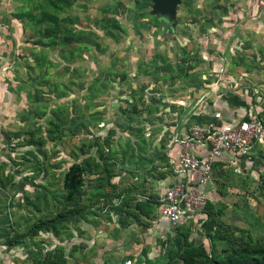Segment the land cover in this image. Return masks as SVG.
<instances>
[{
  "label": "rangeland",
  "instance_id": "obj_1",
  "mask_svg": "<svg viewBox=\"0 0 264 264\" xmlns=\"http://www.w3.org/2000/svg\"><path fill=\"white\" fill-rule=\"evenodd\" d=\"M18 2L33 28L0 127V264H264L240 253L264 248V137L213 168L209 200L180 235L156 202L181 178L169 150L211 69L199 26L264 28L245 10L260 1L181 0L171 27L155 26L153 0ZM254 34V53L227 68L264 123V29ZM73 164L82 183L69 199Z\"/></svg>",
  "mask_w": 264,
  "mask_h": 264
},
{
  "label": "crops",
  "instance_id": "obj_2",
  "mask_svg": "<svg viewBox=\"0 0 264 264\" xmlns=\"http://www.w3.org/2000/svg\"><path fill=\"white\" fill-rule=\"evenodd\" d=\"M259 1L258 6L254 3L251 9L247 6L248 9H245L246 13L264 15V0L263 2L262 0ZM179 3H181V0L174 3L172 14L161 13L159 11L154 12L152 6L151 11L153 15L160 19V22L155 24V26L171 27L173 25L172 18L176 11L175 6ZM19 5L18 0H0V127L6 123L4 120L10 114L12 115V110L14 109L12 103L14 91L8 80L16 73L11 68L20 59L19 55L24 51L25 45L28 42V30L29 28H33L27 20L21 18ZM220 6L222 7L219 10L220 13L224 11V14H228L229 10H232L228 8V4H220ZM235 10L238 11L237 9ZM241 11L239 10L237 13ZM260 26H264V23ZM35 29H38V26ZM199 29L204 40L201 41L204 49L201 51L203 55H199L198 58L201 59V62L207 59L206 61L211 64L209 66L211 69L200 73L199 77L207 81L203 82L204 87L198 88L202 98L197 103L196 108H192L188 112V122L211 121L217 119L215 117L219 113L221 114L219 118L222 119L220 121L224 122L246 121L250 119L254 116L252 112V96H250L252 95L251 91L248 88L236 90L237 88L234 87L232 79H235L238 74L235 71L229 70L227 64L236 59L244 61L247 53H254L252 48L258 43L254 39V33L257 30L261 32L264 28H255L251 24L238 28L236 25H230L229 23H208L199 26ZM221 68L222 70H220ZM215 79H219L220 81H216L215 83ZM169 153L175 154L177 157V148L176 145H173V142ZM233 159L216 164L230 163ZM192 218L193 215H188L185 217L184 223L192 221ZM164 222L168 226L165 220Z\"/></svg>",
  "mask_w": 264,
  "mask_h": 264
},
{
  "label": "built area",
  "instance_id": "obj_3",
  "mask_svg": "<svg viewBox=\"0 0 264 264\" xmlns=\"http://www.w3.org/2000/svg\"><path fill=\"white\" fill-rule=\"evenodd\" d=\"M263 137L264 123L257 117L235 122L188 123L176 134L174 172L181 178L168 185L157 199L160 215L171 233L183 225L186 215L201 212L207 204L213 166L236 156H251L262 145Z\"/></svg>",
  "mask_w": 264,
  "mask_h": 264
},
{
  "label": "trees",
  "instance_id": "obj_4",
  "mask_svg": "<svg viewBox=\"0 0 264 264\" xmlns=\"http://www.w3.org/2000/svg\"><path fill=\"white\" fill-rule=\"evenodd\" d=\"M216 165L217 164H215L213 166V168ZM82 174H83L82 168L78 164H73L67 170V172L65 174V178H64V185H65V188L68 192V198L69 199L73 198L76 190L81 186ZM156 202H157V199H156ZM157 204H159V203L157 202ZM72 213L73 212L69 210V212L59 214V217L63 218L65 216H67L68 214H72ZM181 227L177 230L176 233H172V234H174L175 236L180 235ZM240 253L244 254L245 256L264 255V248L263 249H245Z\"/></svg>",
  "mask_w": 264,
  "mask_h": 264
},
{
  "label": "water",
  "instance_id": "obj_5",
  "mask_svg": "<svg viewBox=\"0 0 264 264\" xmlns=\"http://www.w3.org/2000/svg\"><path fill=\"white\" fill-rule=\"evenodd\" d=\"M179 0H153V9L154 12H161L172 14L174 10V3L178 2Z\"/></svg>",
  "mask_w": 264,
  "mask_h": 264
}]
</instances>
